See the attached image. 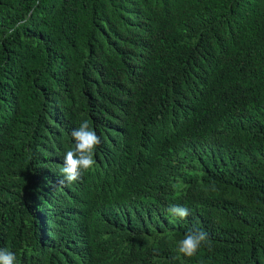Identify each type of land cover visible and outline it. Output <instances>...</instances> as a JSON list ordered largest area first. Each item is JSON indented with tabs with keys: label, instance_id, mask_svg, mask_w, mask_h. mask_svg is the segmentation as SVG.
Here are the masks:
<instances>
[{
	"label": "trees",
	"instance_id": "trees-1",
	"mask_svg": "<svg viewBox=\"0 0 264 264\" xmlns=\"http://www.w3.org/2000/svg\"><path fill=\"white\" fill-rule=\"evenodd\" d=\"M0 264H264V0H0Z\"/></svg>",
	"mask_w": 264,
	"mask_h": 264
},
{
	"label": "rangeland",
	"instance_id": "rangeland-1",
	"mask_svg": "<svg viewBox=\"0 0 264 264\" xmlns=\"http://www.w3.org/2000/svg\"><path fill=\"white\" fill-rule=\"evenodd\" d=\"M175 171L170 177L169 188L173 195L182 194L187 188L189 182L200 181L202 170L195 160H190L188 156L182 154L174 163ZM178 220L177 214H171L165 222H160L157 226L151 227L145 237L151 244H157L161 240L168 243L171 250L178 257L183 249L179 238L175 235V226Z\"/></svg>",
	"mask_w": 264,
	"mask_h": 264
}]
</instances>
